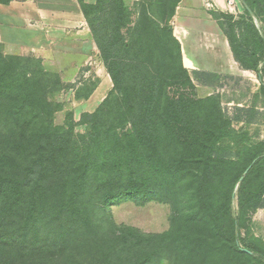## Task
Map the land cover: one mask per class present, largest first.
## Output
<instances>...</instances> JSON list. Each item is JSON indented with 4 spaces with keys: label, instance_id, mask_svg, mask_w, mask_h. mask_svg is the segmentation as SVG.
<instances>
[{
    "label": "trees",
    "instance_id": "16d2710c",
    "mask_svg": "<svg viewBox=\"0 0 264 264\" xmlns=\"http://www.w3.org/2000/svg\"><path fill=\"white\" fill-rule=\"evenodd\" d=\"M180 2L139 0L128 7L125 0H78L113 89L93 113L66 126L55 124L64 106L50 100L63 86L60 75L35 57L5 54L0 41V246L10 255L6 264L153 263L169 234L117 225L111 209L127 200L171 203V181L182 183L177 191L183 195L193 190L189 199L198 203L188 213L174 209L172 231L182 235L177 247L190 253L171 264L264 263V246L249 230L264 192V156L232 160L222 147L227 125L221 105L197 96L174 36ZM243 2L264 17V0ZM154 5L160 19L151 13ZM246 18L249 23L219 16L235 60L264 74V35L249 12ZM238 26L245 27L249 47L237 44ZM87 88V82L77 88V100L93 94L95 87ZM78 125L89 131L77 133ZM237 186L240 212L234 216Z\"/></svg>",
    "mask_w": 264,
    "mask_h": 264
},
{
    "label": "rangeland",
    "instance_id": "374dc122",
    "mask_svg": "<svg viewBox=\"0 0 264 264\" xmlns=\"http://www.w3.org/2000/svg\"><path fill=\"white\" fill-rule=\"evenodd\" d=\"M93 1L95 2L96 0ZM138 1L125 0V5L131 7ZM202 2L210 10L208 12L211 13L212 17L219 22L222 30L223 20L219 19L221 13L233 16L237 21L242 18L246 19V22L249 23V19L246 18V12H249L254 24L260 33L264 35V17L259 18L255 16L251 7L247 6L243 0H222L221 7L219 8L213 0H202ZM151 10L152 15L160 19V14L156 12L155 5ZM236 36L237 44L249 47L244 26H238L236 28ZM102 67L101 62L97 59L96 61L91 60L85 67V71L83 70L77 75L72 83H63L61 90L54 91L50 95L51 101L64 106L62 111L58 112L55 116V124L57 126H66L73 120L79 122L80 119L76 120L78 117L75 116V114H79L78 109H75L77 101H79L75 97L76 90L86 82L88 83L87 89L93 87L96 89L99 85L96 72L102 69ZM89 68L91 73L88 74ZM240 68L241 71L237 75L209 72H199L198 75H194L193 72H190L196 86L197 96L200 98L214 97L221 105L223 119L227 125V130L225 129L223 136L222 147L227 151L228 157L232 160H238L245 154L256 153L264 156V74L244 70L241 66ZM48 72L56 74L54 71ZM100 74L107 76L105 71L100 72ZM104 89L102 88V90ZM112 89L113 87L108 95L112 92ZM99 94L97 99L99 98ZM75 130L77 133L86 134L89 128L85 125H78L75 127ZM176 182L173 185L171 181L170 187H168L170 191L168 199L171 203L156 199H147L141 202L127 200L116 204L111 209V219L117 225L133 228L148 235L157 236L169 234L164 245L161 247L163 249L159 248L161 251L154 258L153 263L151 262L149 264H171L173 257L176 260V257L185 260L189 259L190 251L184 247L182 249L181 246L183 245H179V249L177 247V242L181 239L182 235L181 231H172V217L175 216V208L182 210V207H184L182 211L188 213L196 209L197 206L195 207V204L198 203L192 197V200L189 199L191 194L192 196H196V194L192 193L193 190L189 188V193L191 194L184 193L183 195L182 192L177 191L178 184L182 183H179V181ZM185 190L187 191V187H185ZM238 190L239 186L235 189L231 206V212L234 216L240 212L237 196ZM197 218L200 220L199 216ZM249 230L250 238L260 246H264V192L261 194L259 207L250 221ZM174 247L175 253H173ZM9 260L10 255L0 246V264H6ZM257 264L264 263L258 262Z\"/></svg>",
    "mask_w": 264,
    "mask_h": 264
},
{
    "label": "crops",
    "instance_id": "0c3cea01",
    "mask_svg": "<svg viewBox=\"0 0 264 264\" xmlns=\"http://www.w3.org/2000/svg\"><path fill=\"white\" fill-rule=\"evenodd\" d=\"M213 1L221 7L222 0ZM204 7L202 0H181L173 18L183 65L189 72L237 75L241 68L229 40ZM0 41L5 54L40 59L63 83H72L91 60L101 62L103 67L96 72L99 85L87 100L77 101L76 120L83 113H93L113 87L78 0H13L0 5ZM104 71L107 76L100 74Z\"/></svg>",
    "mask_w": 264,
    "mask_h": 264
}]
</instances>
